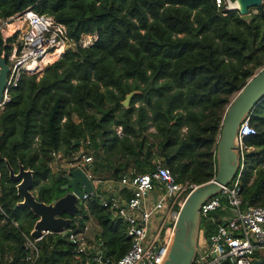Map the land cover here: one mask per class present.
<instances>
[{
  "label": "trees",
  "instance_id": "1",
  "mask_svg": "<svg viewBox=\"0 0 264 264\" xmlns=\"http://www.w3.org/2000/svg\"><path fill=\"white\" fill-rule=\"evenodd\" d=\"M29 6L63 23L71 40L83 33L97 38L67 48L41 76L23 74L0 110V264H30L24 234L38 218L18 205L8 164L15 172L20 165L33 171V193L45 203L66 193L68 171L53 170V153L64 165L91 155V178L101 181V191L124 198L131 193L119 188L122 176L151 172L158 163L176 182H207L216 172L225 110L264 66V0L244 16L214 0H0V20ZM3 50L10 47L0 38V56ZM133 90L138 93L124 108L121 101ZM248 122L254 132L242 138L243 206H264V99ZM95 194L79 212L62 216L78 229L93 219L103 257L115 261L130 245L126 225ZM215 230L201 220L200 235ZM39 244L34 264H82L59 235Z\"/></svg>",
  "mask_w": 264,
  "mask_h": 264
},
{
  "label": "built area",
  "instance_id": "2",
  "mask_svg": "<svg viewBox=\"0 0 264 264\" xmlns=\"http://www.w3.org/2000/svg\"><path fill=\"white\" fill-rule=\"evenodd\" d=\"M217 8L223 11L226 0H214ZM13 25L12 33H7L8 26ZM0 38L10 50L2 55L6 57L9 71L3 90L0 110L9 100L10 89L18 85L23 74L41 76L43 69L57 60L67 47H87L97 38L96 33H83L78 41L68 38L67 28L52 16L37 13L32 6L0 20ZM12 38L11 42L8 39ZM120 129V127H119ZM120 131H118L119 133ZM254 128L246 119L239 128L238 136L243 138L252 134ZM89 138L85 143L89 144ZM243 145L241 144L240 166L233 179L221 187L220 193L212 196L201 206V220L210 221L216 230L210 235L211 243L205 237L206 252L199 248L191 264H221L228 260L233 264H253L260 260L264 264V206H243L241 193V175L244 167ZM54 160H61L69 171L75 167L83 168L88 176L86 166L93 157L81 154L73 163H66L59 154L53 153ZM58 170V168L56 169ZM94 191L84 194L82 203L95 193L101 181L93 180ZM119 185H124L131 196L124 198L121 194L102 199L101 203L108 208L113 217L126 225V234L130 245L126 252L115 261H108L101 252V244L86 237L87 225L83 228L68 227L62 232L44 231L38 238L24 234L25 260L34 264L40 254L39 242L49 234L59 235L73 247L74 258L82 264H161L167 253L173 235V224L176 218L174 209L180 207L186 195L197 185L191 182H176L171 171L158 163L148 173L137 174L133 171L124 174ZM111 187V186H110ZM154 190L158 197L153 200ZM220 209V221L213 214ZM164 211L158 226L152 224L155 211ZM178 211V209H177ZM176 211V213H177ZM77 224V223H76ZM205 242V241H204ZM260 255L256 256V254Z\"/></svg>",
  "mask_w": 264,
  "mask_h": 264
},
{
  "label": "water",
  "instance_id": "3",
  "mask_svg": "<svg viewBox=\"0 0 264 264\" xmlns=\"http://www.w3.org/2000/svg\"><path fill=\"white\" fill-rule=\"evenodd\" d=\"M233 7L239 13L249 15L252 7L259 6L263 0H234ZM9 66L4 55L0 56V102L3 90L7 82ZM137 90L126 94L121 101L124 108L129 107L130 100ZM264 99V66L261 67L247 83L235 94L227 106L219 137L216 143L215 158L216 172L214 177L204 183L198 184L184 198L173 224V235L161 264H191L199 252L201 206L206 200L221 191L223 185L233 179L240 166L242 139L238 136L240 125L250 118L255 106ZM9 176L16 182L17 195L22 200L18 205L29 208L38 218L30 231L33 238L40 237L44 231L62 232L71 226V217H63V213L69 216L80 211L82 197L94 191L93 181L81 167L70 169L63 178L67 180L62 186L66 193L52 200L50 203L38 201L32 190L33 171L20 165L15 172L8 164ZM124 185H119V188ZM116 188V187H115ZM211 243V239H208ZM260 260L253 264H259ZM221 264H233L224 260Z\"/></svg>",
  "mask_w": 264,
  "mask_h": 264
},
{
  "label": "rangeland",
  "instance_id": "4",
  "mask_svg": "<svg viewBox=\"0 0 264 264\" xmlns=\"http://www.w3.org/2000/svg\"><path fill=\"white\" fill-rule=\"evenodd\" d=\"M230 1L231 0H226V7H233L234 5H233V3L232 4H230ZM231 2H233V1H231ZM250 10H252V9H250ZM249 10V11H250ZM256 10H253V12H255ZM67 48H70V47H67ZM132 99V98H131ZM131 101V100H130ZM130 105V104H129ZM137 105V104H136ZM118 131H120V129L118 128ZM150 132H154V128L153 127H150L149 129H147V131H146V133L148 134V133H150ZM52 167H53V170L54 171H56V169L57 168H64V166H63V162L62 161H58V160H54L53 162H52ZM106 188H108V187H106ZM95 192H96V194H95V196H99L100 197V199H107V198H109L110 196H112V195H116V191L114 190V189H112V190H110V191H108V190H106L105 192H103V191H101V188H99V187H96L95 188ZM153 193V200L152 201H154L158 196V193L156 192V190H154V192H152ZM223 213L224 212H222L220 209H218V211L216 212V213H214L213 214V217L215 218V220L216 221H220V214L221 215H223ZM164 216V211H162V210H158V211H155L154 212V214H153V216H152V224H153V226L154 227H157L158 226V223H159V221H160V219L162 218ZM205 241V242H204ZM198 245H199V248L202 250V251H204V252H206L207 251V249H208V246H209V244H207L206 245V240H205V237L203 236V235H200V237H199V242H198Z\"/></svg>",
  "mask_w": 264,
  "mask_h": 264
},
{
  "label": "crops",
  "instance_id": "5",
  "mask_svg": "<svg viewBox=\"0 0 264 264\" xmlns=\"http://www.w3.org/2000/svg\"><path fill=\"white\" fill-rule=\"evenodd\" d=\"M104 186L105 187H109V184H107V183H104ZM117 194V193H116ZM86 225H87V227H88V229H87V231H86V237H87V239H89V240H91V241H93V240H95L94 239V231H95V228H96V224H95V222L93 221V219H89L87 222H86ZM259 256L260 255V253H258L257 252V254H256V256Z\"/></svg>",
  "mask_w": 264,
  "mask_h": 264
},
{
  "label": "bare ground",
  "instance_id": "6",
  "mask_svg": "<svg viewBox=\"0 0 264 264\" xmlns=\"http://www.w3.org/2000/svg\"><path fill=\"white\" fill-rule=\"evenodd\" d=\"M13 30H14V26L13 25H10V26H8L7 33H12Z\"/></svg>",
  "mask_w": 264,
  "mask_h": 264
}]
</instances>
